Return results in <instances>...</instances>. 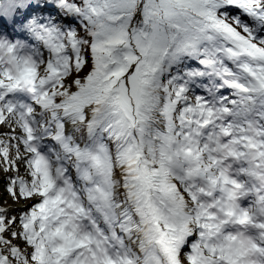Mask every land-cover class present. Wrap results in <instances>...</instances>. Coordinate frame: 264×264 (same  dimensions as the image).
<instances>
[{
	"label": "snow or ice",
	"instance_id": "6c2138e0",
	"mask_svg": "<svg viewBox=\"0 0 264 264\" xmlns=\"http://www.w3.org/2000/svg\"><path fill=\"white\" fill-rule=\"evenodd\" d=\"M0 127V264H264V0H0Z\"/></svg>",
	"mask_w": 264,
	"mask_h": 264
},
{
	"label": "rangeland",
	"instance_id": "374dc122",
	"mask_svg": "<svg viewBox=\"0 0 264 264\" xmlns=\"http://www.w3.org/2000/svg\"><path fill=\"white\" fill-rule=\"evenodd\" d=\"M23 174H24V172H21V175H23ZM0 177H2L3 180H5V179H4V176H3V173H0ZM4 184H5V183H0V193H3ZM4 199L8 200V204H9L10 207L13 205L12 202H11L10 197H7V196L5 195V196H4ZM15 205H17V204H15ZM18 205H19V204H18ZM15 214H16V213H13V215H15Z\"/></svg>",
	"mask_w": 264,
	"mask_h": 264
},
{
	"label": "bare ground",
	"instance_id": "6f19581e",
	"mask_svg": "<svg viewBox=\"0 0 264 264\" xmlns=\"http://www.w3.org/2000/svg\"><path fill=\"white\" fill-rule=\"evenodd\" d=\"M0 131H6V129H3L2 127H0ZM21 172H24V170H23V167L21 168ZM3 176H4V174H3ZM0 183H6V180H3V178L2 177H0ZM23 201L18 205H15V204H13L11 207H13V208H19V207H22L23 206ZM29 203H31V202H29ZM13 213H15V212H13ZM12 213V214H13Z\"/></svg>",
	"mask_w": 264,
	"mask_h": 264
}]
</instances>
